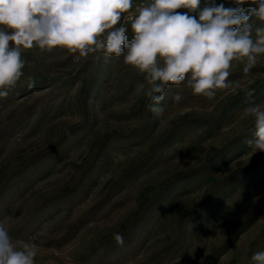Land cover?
Masks as SVG:
<instances>
[{"label":"rangeland","instance_id":"rangeland-1","mask_svg":"<svg viewBox=\"0 0 264 264\" xmlns=\"http://www.w3.org/2000/svg\"><path fill=\"white\" fill-rule=\"evenodd\" d=\"M212 2L250 6L200 9ZM21 58L24 76L0 97V223L16 250L35 243V264H254L264 152L247 144L255 127L244 109L264 104V54L249 73L233 61L212 99L169 84L159 115L123 56L33 47Z\"/></svg>","mask_w":264,"mask_h":264},{"label":"clouds","instance_id":"clouds-1","mask_svg":"<svg viewBox=\"0 0 264 264\" xmlns=\"http://www.w3.org/2000/svg\"><path fill=\"white\" fill-rule=\"evenodd\" d=\"M232 2L250 6L245 11L212 2L200 9L201 0H148L133 13V0H0V97L24 76L22 51L36 47L48 53L63 48L83 58L123 56L125 64L145 75L150 85L144 93L150 99L146 108L156 115L164 110L169 84L186 81L194 95L212 99L217 89L229 87L233 61L246 60L243 72L249 73L264 54V0ZM122 21L131 22L130 41ZM28 81L33 87L34 80ZM253 96L254 90L246 93L248 99ZM172 99L179 102L182 96L177 92ZM244 113L255 127V139L247 144L253 153L264 152V104L251 103ZM113 239L124 244L121 233ZM37 252L31 242L16 250L0 223V264H35ZM251 261L264 264V252H256Z\"/></svg>","mask_w":264,"mask_h":264},{"label":"built area","instance_id":"built-area-1","mask_svg":"<svg viewBox=\"0 0 264 264\" xmlns=\"http://www.w3.org/2000/svg\"><path fill=\"white\" fill-rule=\"evenodd\" d=\"M148 3V0H139L136 7L140 6L141 4H146Z\"/></svg>","mask_w":264,"mask_h":264},{"label":"trees","instance_id":"trees-1","mask_svg":"<svg viewBox=\"0 0 264 264\" xmlns=\"http://www.w3.org/2000/svg\"><path fill=\"white\" fill-rule=\"evenodd\" d=\"M231 242H232V240L230 238L226 239V245H225V247L228 246Z\"/></svg>","mask_w":264,"mask_h":264}]
</instances>
